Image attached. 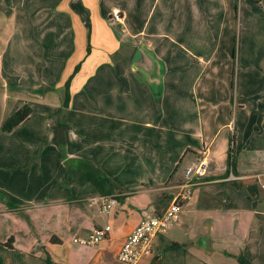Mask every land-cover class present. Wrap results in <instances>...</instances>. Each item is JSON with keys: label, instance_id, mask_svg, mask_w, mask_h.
I'll return each instance as SVG.
<instances>
[{"label": "crops", "instance_id": "obj_1", "mask_svg": "<svg viewBox=\"0 0 264 264\" xmlns=\"http://www.w3.org/2000/svg\"><path fill=\"white\" fill-rule=\"evenodd\" d=\"M238 21L251 34L236 50ZM258 21L264 32V0H0L3 264H48V257L120 264L127 237L165 210L184 168L203 157L204 184L140 264H243L242 257L264 264V33L252 36ZM141 46L163 66L159 91L133 66ZM78 66L64 108L65 85ZM26 104L31 119L3 132V122ZM78 159L118 186L109 215L81 201L101 195L94 185L67 184L66 162ZM23 211L30 217L19 216ZM12 220L19 236L9 229ZM106 226L111 231L98 245L74 242ZM174 244L181 247L170 249Z\"/></svg>", "mask_w": 264, "mask_h": 264}, {"label": "built area", "instance_id": "obj_2", "mask_svg": "<svg viewBox=\"0 0 264 264\" xmlns=\"http://www.w3.org/2000/svg\"><path fill=\"white\" fill-rule=\"evenodd\" d=\"M112 18L122 22L124 16L120 9L112 10ZM209 163L205 157L184 168L183 177L175 188L177 192L161 214L144 218L125 240L117 256L120 264H140L153 255V243L157 236L172 230L180 222L185 205L192 199L197 186L204 184ZM264 179V173L260 175ZM83 202L98 204L100 213L109 215L118 206L117 195H98L82 199ZM111 226L94 230L86 237H76L74 242L83 246H95L106 240Z\"/></svg>", "mask_w": 264, "mask_h": 264}, {"label": "trees", "instance_id": "obj_3", "mask_svg": "<svg viewBox=\"0 0 264 264\" xmlns=\"http://www.w3.org/2000/svg\"><path fill=\"white\" fill-rule=\"evenodd\" d=\"M236 8H237V4H236ZM90 53H91V45L89 44L87 48V55H89ZM78 71H79V66L75 69L74 73L70 76V78L66 82L64 108L69 107L71 100L70 86L73 77ZM155 96L157 99L160 98V95L158 94H155ZM32 113H33V109L28 104L24 105L3 122L1 130L6 133H11L18 126L31 119ZM230 159L234 160L233 157ZM77 162L78 164H71L69 160L66 162L67 170L69 174L67 184H70L73 180H77L79 184L91 183L97 188L99 194L101 195H116V191L119 189L118 186L112 181L111 178H109L99 168H97V166H95L92 162L86 160L78 159ZM2 195H4V198L7 199L6 194L2 193ZM11 206L13 205L11 204ZM13 242L14 240L13 238H11L5 245L7 247L12 248ZM178 247H181V245L174 244L173 246L170 247V249H176ZM46 261L48 264H55L52 262V260L49 257L46 259ZM242 262L243 264H253L245 257H242ZM0 264H3L1 254H0Z\"/></svg>", "mask_w": 264, "mask_h": 264}, {"label": "water", "instance_id": "obj_4", "mask_svg": "<svg viewBox=\"0 0 264 264\" xmlns=\"http://www.w3.org/2000/svg\"><path fill=\"white\" fill-rule=\"evenodd\" d=\"M133 66L148 76L149 82L155 91L160 90L163 66L147 48L141 46L137 50L133 58Z\"/></svg>", "mask_w": 264, "mask_h": 264}, {"label": "rangeland", "instance_id": "obj_5", "mask_svg": "<svg viewBox=\"0 0 264 264\" xmlns=\"http://www.w3.org/2000/svg\"><path fill=\"white\" fill-rule=\"evenodd\" d=\"M239 9V8H238ZM241 9V8H240ZM236 11V10H235ZM122 12V11H121ZM123 14V13H122ZM239 23L237 24V28H236V33H235V36H234V45H235V49L237 50V47H238V50H239V45L241 43V40L242 38H244L245 35H249L251 34V32L249 31V26H246L244 28V26L241 24L240 25V21H238ZM251 24V23H250ZM262 24V21H258V22H255L253 24V30H252V36L254 35V37H257L259 36V33L263 32V31H259L260 28H258V26ZM264 26V24H263ZM264 33V32H263ZM202 36H206V39L203 38V41H208L210 39V36L211 34H201ZM255 39V38H254ZM259 41V40H258ZM21 217H30V213L29 212H21V214L19 215ZM18 215L15 217L17 218ZM9 227V226H8ZM17 227V223L15 221L12 220V223H11V226L9 227V229H11L14 233L13 235L15 236H19V232H20V229L19 228H16ZM1 228H2V231H3V225H1ZM13 238V236H12ZM14 239V238H13Z\"/></svg>", "mask_w": 264, "mask_h": 264}]
</instances>
